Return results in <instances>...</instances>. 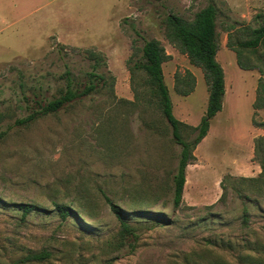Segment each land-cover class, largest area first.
<instances>
[{"label": "rangeland", "instance_id": "obj_1", "mask_svg": "<svg viewBox=\"0 0 264 264\" xmlns=\"http://www.w3.org/2000/svg\"><path fill=\"white\" fill-rule=\"evenodd\" d=\"M210 3L226 94L175 207L181 147L139 66L145 41H158L173 114L197 126L208 104L205 74L168 39L167 17L191 23ZM11 8L16 19L0 16V264H264L255 154L264 130L253 125L264 122V110L253 109L259 73L242 70L228 45L264 24V0H33L24 17L18 4ZM96 60L105 85L28 126L15 124L60 96L67 70L85 84ZM187 71L195 89L181 96L175 75ZM103 193L136 241L121 233ZM24 204L39 210L25 215ZM56 204L74 215L61 217ZM43 252L46 260H27Z\"/></svg>", "mask_w": 264, "mask_h": 264}, {"label": "trees", "instance_id": "obj_2", "mask_svg": "<svg viewBox=\"0 0 264 264\" xmlns=\"http://www.w3.org/2000/svg\"><path fill=\"white\" fill-rule=\"evenodd\" d=\"M217 17V7L213 3L197 12L194 21L191 23L174 15L167 17L168 39L182 54L187 56L191 64L201 68L205 74L209 93L208 104L207 110L197 126H190L177 119L173 114L172 100L165 83L162 66L168 59L163 47L156 40H146L142 49L144 62L139 68L149 77L152 92L159 99L162 114L172 128L173 139L181 147L177 169L173 176V203L175 207H179L183 201L186 169L196 160L194 151L207 136L212 119L223 109L226 83L224 69L217 61L219 50ZM241 31L240 37L236 36L233 39L230 36L228 45L235 53L237 64L242 70L259 73L256 98L253 104L254 116H256L258 111L264 110V24L255 28H244ZM88 54L91 55L90 52ZM92 57L96 58V55H92ZM96 64H98V60L95 61L93 67L95 71L88 73L87 82L81 85L75 84L70 71L67 70L64 73L67 81L66 86L60 96L46 105H41L27 119L16 121L15 124L28 126L44 116L60 112L74 101L81 100L97 91L99 84L105 85L106 80L96 73ZM175 82L177 93L181 96H189L195 89V77L189 71L183 75L176 73ZM253 125L264 130V122L258 123L253 119ZM186 129L194 133V138L191 140L184 138L183 132ZM260 153L262 155L259 157ZM255 154L261 168L260 176L257 178L264 182V136L256 141ZM103 195L110 209L120 220L121 233L136 241L138 238L136 230L124 219L121 208L113 203L105 193ZM55 206L63 218L74 215L70 205L56 204ZM21 208L25 215L31 211L39 210L38 207L28 204L21 205ZM247 215L248 213L245 212V218ZM47 258L48 254L43 252L31 255L27 257V260L44 261Z\"/></svg>", "mask_w": 264, "mask_h": 264}, {"label": "crops", "instance_id": "obj_3", "mask_svg": "<svg viewBox=\"0 0 264 264\" xmlns=\"http://www.w3.org/2000/svg\"><path fill=\"white\" fill-rule=\"evenodd\" d=\"M33 0H0V16L4 17H12L14 15V19L17 18V13L13 11L11 8L12 4H18L20 7V15L24 17L25 11L28 9L27 7L32 8ZM24 8L26 10H24ZM32 11V10H31ZM26 15V14H25Z\"/></svg>", "mask_w": 264, "mask_h": 264}]
</instances>
